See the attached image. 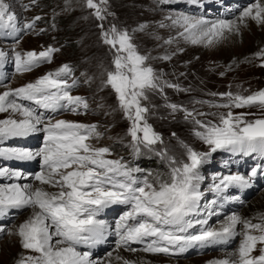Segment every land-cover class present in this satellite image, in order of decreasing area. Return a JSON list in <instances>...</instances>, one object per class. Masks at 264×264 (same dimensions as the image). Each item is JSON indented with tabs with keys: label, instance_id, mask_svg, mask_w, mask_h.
Segmentation results:
<instances>
[{
	"label": "snow or ice",
	"instance_id": "snow-or-ice-1",
	"mask_svg": "<svg viewBox=\"0 0 264 264\" xmlns=\"http://www.w3.org/2000/svg\"><path fill=\"white\" fill-rule=\"evenodd\" d=\"M106 4L107 0H86V6L94 9L93 15L101 21L105 19L102 13L107 11ZM246 18L264 24V3L256 0L245 7L238 20L243 23ZM168 19H171L173 27L183 29L178 36L193 44H212L223 38L225 31H238L237 21L232 20H208L203 16L188 15ZM33 27L34 22H26L21 29L12 5L8 0H0V32L18 44V34ZM99 27L103 42L114 49L112 67L102 74L105 77L102 83L114 91L117 107L129 122L126 135L130 137L132 150L139 153L143 147L151 151L157 144H162L163 139L148 123L150 109L144 103L149 100L148 93L162 91L163 87L182 89L178 85L161 82L160 75L147 64L149 57L138 51L127 31H120L115 26L105 31L102 24ZM143 27L141 25V30ZM173 42L174 38L165 41ZM53 51L51 47L38 53L20 52L13 48L11 54L16 71L23 73L50 61ZM8 55L0 51V62ZM255 56L264 57V49ZM70 73V67L63 65L33 82L0 92V113L10 114L9 118L0 119V142L43 133V146L37 151L24 146H0V160L40 159L41 170L31 177L38 182L36 185L0 184V216L6 215L10 209H31L15 233H10L18 236L20 246L30 253L22 255L16 264H100L90 258V252L79 248L81 245L90 248L103 240L107 226L96 217L112 204L129 206V210L116 222L118 248L136 252L138 249L130 245L140 243L144 246L139 251L178 254L194 245L204 246L242 235L236 253L230 254L237 256L236 260L216 259L208 264H264V246L259 248L260 255H252L258 243L264 245V216L259 218L260 223H252L233 214L219 229L201 228L198 234L188 231L195 224H207L206 220H196L195 216L201 210L203 197L199 189L202 177L198 168L211 153L224 149L246 156L256 154L264 159V118L247 120L245 116L248 113L235 115L231 111L253 106L264 109V89L247 96L232 92L212 93L219 95L225 103L197 101L208 103L209 107L228 109L218 115L215 123L196 118L206 116V113H194L176 104L168 105L173 112L183 111L185 119L194 121L197 126L194 134L208 146V151L197 152L185 146L187 160L183 162L169 157L166 151H160L157 154L168 160L167 178L158 175L153 180H140L134 175L139 169L129 168L122 160L109 159V147H97L91 143L93 138L99 139L101 135L95 124L53 118L61 111L78 114L81 108L88 109L84 98L70 94L76 83L73 80L69 84L64 78ZM13 113L19 114L20 118H12ZM48 113L53 116H48ZM262 171L264 168L257 165L247 175L223 176L218 178L220 182L214 185L213 190L220 195L229 187L249 188ZM0 178L25 177L20 171L0 166ZM210 206L206 204L204 207ZM241 223L244 231L237 233V225ZM252 231L261 234L254 235ZM112 255L108 253L109 258ZM116 259L122 264H143L119 256Z\"/></svg>",
	"mask_w": 264,
	"mask_h": 264
},
{
	"label": "rangeland",
	"instance_id": "rangeland-1",
	"mask_svg": "<svg viewBox=\"0 0 264 264\" xmlns=\"http://www.w3.org/2000/svg\"><path fill=\"white\" fill-rule=\"evenodd\" d=\"M8 2L18 16V26L21 29L26 22H34V27L18 34V44L10 36L6 37L12 40H0V51L9 53L6 59L0 62V84L3 85L0 87V92L5 88L21 87L48 72H55L61 66L68 65L71 73L64 78L69 84H72L73 80L76 81L70 94L84 98L88 109L81 108L78 114L61 111L54 116L52 113L47 115L53 116L54 119L95 124L101 135L99 139L93 138L91 143L97 147H109L111 149L109 159H119L129 168L139 169L134 175L140 180L145 178L153 180L158 175L167 178L168 160L157 154L160 151H166L169 157H174L178 162L187 160L185 146L197 152L208 151V146L194 134L197 130L194 121L185 119L183 111L173 112L168 105L176 104L194 113H206V116L196 118L202 121L211 120L215 123L218 115L226 113L228 109L209 107L208 103H197V101L225 103L226 101L219 95L214 96L212 93L232 92L247 96L264 89V66H262L264 57L255 56L264 48L257 47L259 44L255 35L257 24L253 20L248 19L238 23V31H225L224 37L217 42L193 44L179 37L178 32L183 29L173 27L171 19H168V17L188 15L203 16L208 20H232L240 16L243 9L255 3L256 0H228L225 3L216 0H107V11L102 13L105 16L102 21L97 20L93 15L94 9L86 6V0H8ZM36 17L39 19L36 20ZM101 24L105 31L112 26L120 31H127L138 51L149 57L147 64L160 75L161 82L178 85L179 89H182L163 87L162 91L148 93L149 100L144 102L150 109L148 123L163 139V143L157 144L151 151L143 147L139 153L132 150L130 137L126 135L129 122L124 119L123 113L117 107L114 91L102 83L105 79L102 74L112 67L114 49L103 42L99 27ZM141 25L144 26L142 30ZM161 25L164 26L161 27ZM2 34L4 35L3 32ZM246 37H251L252 40L249 42ZM173 38V43H165ZM49 47L54 49L50 61L41 63L29 72L16 71L14 57L11 54L13 48L20 52L36 51L38 53ZM241 47L243 49H240ZM165 56L169 58L163 59ZM231 111L235 115L248 113L245 116L247 120L264 118V109L258 106L233 108ZM7 118V113H0V119ZM19 118V114L15 113L14 119ZM30 135L32 136H30L29 148L39 149L43 146L42 132ZM0 146L17 147L22 144L18 138H11L0 142ZM259 161L260 157L256 154L246 156L218 149L199 165L198 173L202 177L199 189L203 197L200 202L201 210L195 219L204 221L206 217L209 223L195 224L188 230L189 233L198 234L201 228L219 229L227 217L233 214L242 216V220H251L252 223L261 222L259 218L264 216L263 206H259L262 211H257L255 215L247 214L246 210L251 200L254 203L259 199L264 205V171L260 172V174L263 173L261 176L259 174L252 181L251 191L246 195L241 194V197L238 195L237 188L229 187L220 195L213 190L214 185L220 182L218 178L234 174L247 175L259 164ZM13 165L10 160H0V166L14 168ZM261 168L264 167L261 166ZM40 170L38 158V161L31 166L30 172L35 171L33 176ZM30 180L32 181L29 183L33 185L38 183L33 179ZM25 182L28 183V181L23 183ZM0 184H4L2 178H0ZM234 197H238L240 202L246 201L234 207ZM212 201L216 203L211 204ZM206 204L211 206L205 208ZM109 207H116L115 212L109 214L111 223L115 219L116 221L120 219L122 216L120 214L124 213L123 209L129 210V206L125 204H112ZM30 211L31 209L17 210L8 222L0 223V225H6L0 227L3 229L0 231V264H16L22 255L30 254L20 246L18 236L10 235L15 233L21 218L25 220ZM110 231H113L111 227ZM243 231L242 223L238 224L236 232ZM252 234L260 235L261 233L252 231ZM114 238L116 239L107 232L103 237V244L110 243L111 246L105 250L101 249L102 251L98 250V253L106 252L103 258L99 257L101 264H109L107 259L109 252H116L117 249L124 250L122 247L113 246ZM242 239V235H234L230 240L227 238L225 245L218 242L204 246L194 245L178 254L146 253L139 251L142 246L133 243L130 247L138 251L124 253H138L150 257L154 260L153 264H208L209 261L216 259L236 260L237 256L230 254L236 253ZM13 245L18 247L16 258L8 253ZM261 246L264 245L257 244V249L252 253L253 256L260 255ZM85 247L81 245L79 250L84 251ZM117 263L122 264V261H111V264Z\"/></svg>",
	"mask_w": 264,
	"mask_h": 264
},
{
	"label": "bare ground",
	"instance_id": "bare-ground-1",
	"mask_svg": "<svg viewBox=\"0 0 264 264\" xmlns=\"http://www.w3.org/2000/svg\"><path fill=\"white\" fill-rule=\"evenodd\" d=\"M264 0H260V2H263ZM264 3V2H263ZM238 17L239 16H237V18H235V19H232V21H237V24L238 23H240L239 22V20H238ZM252 20V19H250V18H246L245 20ZM254 21V20H253ZM256 24H257V28L255 29V35H256V38H257V43L259 42V44L257 45V47H258V49L259 48H264V24H258L256 21H254ZM238 27V26H237ZM246 39H249V42L252 40L251 39V37H246ZM245 47V46H244ZM247 48V47H246ZM240 49H243L242 47L240 48ZM9 113H7V117L9 118ZM12 115V118H14L15 117V113H13V114H11ZM30 150H32V151H37L38 149H33V148H30ZM38 161V158H35V159H33V160H30V161H28V162H30V163H32V165H34V163L35 162H37ZM14 162H16V163H19L20 161H14ZM32 165H30L29 167H27L26 169L25 168H15V169H12V170H16V171H20L23 175H27L24 179H12V180H9V179H7V178H2V181H4V180H6V181H4V183H12L11 181H18L17 183H21V184H25V183H23L24 181H28V183H29V181H32V180H30V179H32L31 178V176H32V174L35 172V171H32V172H30V168H31V166ZM20 180V181H19ZM36 182V181H35ZM31 184V183H30ZM246 190H248L249 188H245ZM263 199V198H262ZM246 201V200H245ZM245 201H241L240 202V200L237 198V197H234L233 198V203H235L234 205V207H237V206H239V205H241L243 202H245ZM263 202V201H262ZM240 203V204H239ZM251 203H252V200H251ZM251 203H250V205L248 206V208H247V210H246V212H247V214H251V215H255V214H257L258 212H260V211H262L261 209H259V206H263V208H264V205H262L261 203H260V201H259V199H258V201L257 202H254V203H252V205H251ZM237 204V205H236ZM239 204V205H238ZM264 204V203H263ZM258 207V208H257ZM258 211V212H257ZM15 212H17V210H15V209H10L9 210V212L5 215V216H0V218L3 220V221H5V223L6 222H8L9 221V219H10V217H12V216H14L13 214H15ZM31 212V211H30ZM30 212H29V214H30ZM237 214V213H236ZM19 215V214H18ZM25 215H26V213H25ZM100 216L102 217V219H101V221H103L104 223H105V225L107 226V234L109 235H111L112 236V234H111V231H110V227H111V222H110V220H111V218H109V216L106 214V210H102V214H100ZM99 216V217H100ZM27 218V217H26ZM241 218H243L242 216H241ZM249 219V218H248ZM258 219V218H257ZM23 220L24 219H22L21 218V223L23 222ZM205 220L207 221V224L209 223V221L207 220V218L205 217ZM16 224V223H15ZM243 225V224H242ZM1 226H6V225H0V227ZM105 235H106V233H105ZM105 235H104V237H105ZM116 237V236H115ZM230 238H232V237H230ZM117 239H119V238H114V245L113 246H115V247H118L117 246ZM103 241L104 240H102L100 243H97V244H95L93 247L94 248H87V250L86 251H88V252H90V254H91V259H93V260H96V261H99L100 262V259H99V257L100 258H103L102 256L106 253H98V250H105V249H107L108 247H110L111 246V244L110 243H108L107 245L106 244H103ZM113 242V241H112ZM102 246V247H101ZM238 247V246H237ZM123 248V247H122ZM17 249H18V247L17 246H15V245H13V246H11L10 248H9V250H8V253H9V255L11 256V257H15L16 258V251H17ZM111 249V248H110ZM101 250V251H102ZM124 252H126V250H122V249H117L116 250V252H111L113 255H112V257L111 258H109V256H108V254H107V259H108V261H113V262H118V260L116 259V257L117 256H119V257H122V258H124V259H127V260H129V261H132V262H143V264H153V259L152 258H150V257H147V256H144V255H141V254H138V253H130V254H126V253H124ZM231 252V251H230ZM215 253V252H214ZM226 255H228V254H226ZM106 257V256H105ZM224 258V257H223ZM227 258V257H226ZM225 259V258H224ZM120 263V262H119ZM100 264H101V262H100ZM118 264V263H117Z\"/></svg>",
	"mask_w": 264,
	"mask_h": 264
}]
</instances>
